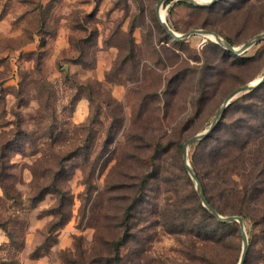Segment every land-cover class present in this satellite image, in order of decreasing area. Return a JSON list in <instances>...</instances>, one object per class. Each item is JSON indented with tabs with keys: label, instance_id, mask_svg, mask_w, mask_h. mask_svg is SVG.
Here are the masks:
<instances>
[{
	"label": "rangeland",
	"instance_id": "374dc122",
	"mask_svg": "<svg viewBox=\"0 0 264 264\" xmlns=\"http://www.w3.org/2000/svg\"><path fill=\"white\" fill-rule=\"evenodd\" d=\"M157 1L0 0V222L12 234L0 226V264H114L118 239L119 264H237L239 224L221 230L202 215L181 148L233 88L264 73V39L240 54L201 33L177 40ZM162 6L178 33L210 29L238 46L264 31V0ZM225 109L188 158L193 166L222 139L249 136L231 177L251 195L213 200L243 215L244 264H264V182L251 180L264 152V81ZM54 185L70 197L60 215Z\"/></svg>",
	"mask_w": 264,
	"mask_h": 264
},
{
	"label": "trees",
	"instance_id": "16d2710c",
	"mask_svg": "<svg viewBox=\"0 0 264 264\" xmlns=\"http://www.w3.org/2000/svg\"><path fill=\"white\" fill-rule=\"evenodd\" d=\"M230 42V41H229ZM231 43V42H230ZM232 44V43H231ZM261 84V83H260ZM259 84V85H260ZM257 87V86H256ZM254 89V88H253ZM252 90V89H251ZM226 110V109H225ZM222 113L221 120L217 122L213 130L206 136L207 138L210 137L211 134L216 132L218 130V127L220 125V122L222 121V117L224 116V112ZM206 137H204L206 139ZM203 138V139H204ZM251 139L249 136H245L244 138L241 137L240 141L235 140V137L229 138V139H222L218 144L212 146L209 151L207 152L204 159H199L193 162V169L198 177V179L201 182L204 194L207 198V200L217 209L218 212L223 213V209L214 202L213 198L214 196L220 199L222 196H232L239 194L240 192H243L242 198H245L248 195H251L250 191H242L237 187V184L235 183L234 179L231 177V170L234 167L235 162L238 160L237 156L235 155V152L238 151H244L246 147L250 144ZM183 144V143H182ZM263 141H258V151H264L262 149ZM182 149V148H181ZM256 166L259 168V173L252 177V181L255 182L261 181L264 182V152H262L259 160L256 161ZM180 171L182 173L187 175V170L185 168V164L182 158V161L180 160L179 165ZM6 176H4V171L2 170V165H0V185L2 187L3 193L5 196H8L7 187L4 182ZM189 179V177H188ZM86 185H89L91 182L89 178L86 179ZM144 184L143 181L139 184L140 186ZM175 183L173 188L175 187ZM172 187V186H171ZM51 189L50 191L53 192L56 196V203L54 205V211L57 213V215L63 214V209L67 205V203L70 200L69 195L61 187L54 185L52 188H46ZM49 191V190H48ZM47 191V192H48ZM194 194L197 193L195 190L193 191ZM198 194L195 197L196 202L198 203V206L201 208L202 215L205 217H208V210L206 207H204L199 199ZM181 200L175 196L173 199V203H171L172 207L169 208V221L170 223H173L176 225V221L183 218V214H181L180 208H181ZM128 211V209L126 210ZM241 215V214H240ZM213 216V215H212ZM243 216V215H242ZM214 221L218 225V227L221 228V230H224L225 228H233L235 226V221H219L215 216ZM62 222L61 218H58V221L55 222L56 225L60 224ZM185 223V222H184ZM183 223V224H184ZM0 226L7 232V234L12 237L11 232L8 229V226L5 222H0ZM208 231L206 232V237H210L208 235ZM123 240H116L115 246L113 248L115 252V263L119 264L120 260V254L119 249L120 246L123 245ZM244 264V262H243Z\"/></svg>",
	"mask_w": 264,
	"mask_h": 264
},
{
	"label": "water",
	"instance_id": "95a60500",
	"mask_svg": "<svg viewBox=\"0 0 264 264\" xmlns=\"http://www.w3.org/2000/svg\"><path fill=\"white\" fill-rule=\"evenodd\" d=\"M163 1L164 0H158L157 4H156V12H157L158 17H159V8L162 5ZM187 1H190L196 5H208V4L213 3L215 0H206V1L187 0ZM159 19H160V17H159ZM160 22L162 23L163 27L166 29L168 34L177 40L185 39L188 36H190L192 33H210V34H213L214 38L212 40H214L216 43L221 45L223 48H225L226 50H228L234 54H240V53L244 52L247 48H249L250 46L255 44L256 42L260 41L261 39H264V31H260L256 34H254L249 39H247L242 44L235 46V45L231 44L229 41L225 40L223 37H221L217 32L212 31L210 29L194 28V29L188 30L184 33H178L175 30H173L167 24L166 20L160 19ZM263 81H264V73L256 81L252 80V81L243 83V84L238 85L235 88H233L226 95V97L224 98L222 103L217 108V110L214 114V117H213L212 121L210 122L209 126L205 130L189 136L182 144V158H183V161L185 164V168H186L189 176L192 178V180L195 183V188H196L197 194L199 196V199H200L202 205L204 207H206L211 212V214L213 216H215L219 221H225V222L237 221L239 224L241 236H242V249H241L240 257L238 259L237 264H243V262L245 260L247 248H248V238H247V234H246L245 228H244L243 216L240 214H222V213L218 212L217 209L207 200V198L204 194L201 182L198 179L192 165L190 164V161L188 158V148H189L190 144L200 141L201 139L206 137L213 130V128L215 127V125L217 124L219 119L221 118L223 111L225 110V108L231 102L232 99H234L235 97H237L241 93H245V92L255 88L256 86H258Z\"/></svg>",
	"mask_w": 264,
	"mask_h": 264
},
{
	"label": "bare ground",
	"instance_id": "6f19581e",
	"mask_svg": "<svg viewBox=\"0 0 264 264\" xmlns=\"http://www.w3.org/2000/svg\"><path fill=\"white\" fill-rule=\"evenodd\" d=\"M199 1H206V0H199ZM159 17L161 20H165V11H164V8L163 6L161 5L160 8H159ZM204 38H210V39H213L214 38V35L213 34H210V33H201ZM259 77L255 78L253 81H256Z\"/></svg>",
	"mask_w": 264,
	"mask_h": 264
}]
</instances>
